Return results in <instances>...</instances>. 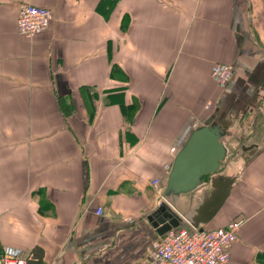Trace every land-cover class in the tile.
<instances>
[{
  "label": "crops",
  "instance_id": "crops-1",
  "mask_svg": "<svg viewBox=\"0 0 264 264\" xmlns=\"http://www.w3.org/2000/svg\"><path fill=\"white\" fill-rule=\"evenodd\" d=\"M22 2L52 10L46 30L18 33ZM204 125L220 168L163 195ZM159 201L183 225L244 219L227 264H264V0H0V255L154 264Z\"/></svg>",
  "mask_w": 264,
  "mask_h": 264
},
{
  "label": "built area",
  "instance_id": "built-area-1",
  "mask_svg": "<svg viewBox=\"0 0 264 264\" xmlns=\"http://www.w3.org/2000/svg\"><path fill=\"white\" fill-rule=\"evenodd\" d=\"M53 19L50 8L28 2L19 4L17 31L31 37L46 30ZM233 73L231 63L217 62L212 68V77L224 86ZM170 167L166 166V172ZM158 177L152 180L159 186ZM162 201H159L161 203ZM103 207L96 212L101 214ZM181 219L183 217L180 215ZM244 219L229 221L225 226L202 228L198 226H179L172 228L155 239L154 264H227L230 260V246L238 239L239 229ZM0 264H28L20 249L7 247L0 255Z\"/></svg>",
  "mask_w": 264,
  "mask_h": 264
},
{
  "label": "water",
  "instance_id": "water-1",
  "mask_svg": "<svg viewBox=\"0 0 264 264\" xmlns=\"http://www.w3.org/2000/svg\"><path fill=\"white\" fill-rule=\"evenodd\" d=\"M224 157L225 148L218 127L204 125L194 129L175 156L163 195L192 191L203 176L218 171ZM219 193L214 195L215 200L222 198ZM149 220L161 235L183 225L181 218L165 202L159 203L151 212Z\"/></svg>",
  "mask_w": 264,
  "mask_h": 264
},
{
  "label": "trees",
  "instance_id": "trees-1",
  "mask_svg": "<svg viewBox=\"0 0 264 264\" xmlns=\"http://www.w3.org/2000/svg\"><path fill=\"white\" fill-rule=\"evenodd\" d=\"M204 177V176H203ZM27 262H28V260H27Z\"/></svg>",
  "mask_w": 264,
  "mask_h": 264
}]
</instances>
